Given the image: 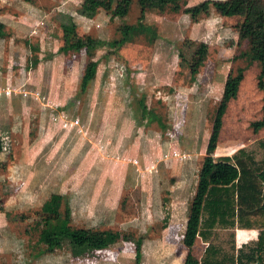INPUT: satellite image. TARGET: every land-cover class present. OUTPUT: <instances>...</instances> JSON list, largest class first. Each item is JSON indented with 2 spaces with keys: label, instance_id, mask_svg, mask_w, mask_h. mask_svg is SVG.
<instances>
[{
  "label": "rangeland",
  "instance_id": "obj_1",
  "mask_svg": "<svg viewBox=\"0 0 264 264\" xmlns=\"http://www.w3.org/2000/svg\"><path fill=\"white\" fill-rule=\"evenodd\" d=\"M117 1L103 0L89 15L85 0H0L1 14L20 4L35 18L22 24L34 23L25 58L0 48V76L11 84L0 87V264H136L137 254L139 264H182L184 245L166 239L165 212L178 204L184 216L192 202L229 73L242 80L215 154L255 149L264 138V128L251 127L262 116L260 63L239 38L240 18L204 9L209 0L147 6L143 19L132 0L119 18ZM123 25L136 28L119 43ZM68 30L104 41L93 50L96 75L84 93L86 52L60 51ZM52 193L65 197L58 215L68 212L72 227L110 231L112 241L48 249L36 222Z\"/></svg>",
  "mask_w": 264,
  "mask_h": 264
},
{
  "label": "trees",
  "instance_id": "obj_2",
  "mask_svg": "<svg viewBox=\"0 0 264 264\" xmlns=\"http://www.w3.org/2000/svg\"><path fill=\"white\" fill-rule=\"evenodd\" d=\"M132 0H118L113 15L123 17L128 13ZM177 0H138L140 19H143L147 6L162 8L175 4ZM212 7L222 16L238 17L239 38L248 41V54L252 60L260 63L258 87L263 93L262 116L251 123L254 132L264 128V0H209L202 7ZM103 0H85L82 11L92 14ZM135 25H123L122 43ZM4 32L0 30V35ZM60 51L84 50L88 57L80 82L84 93L96 73V61L93 50L104 41L88 37L82 39L74 30L63 34ZM116 43H111L112 45ZM242 74L229 73L214 117L206 153L199 170L196 192L188 208V219L183 244L188 249L183 264H264V138L256 141L257 148L241 147L232 155L214 156L222 125V115L227 103L235 97ZM148 119L149 110L143 106ZM153 117V116H152ZM1 150V147H0ZM66 200L59 193H52L37 213L38 237L47 240L48 249H54L62 243L77 248L91 249L94 246H106L112 241L110 231L98 232L92 229H79L70 225L68 212L62 218L59 209ZM67 203V202H66ZM58 215L55 222L48 219ZM236 228L258 229L255 242L235 248L234 234L229 233L232 244L229 249L223 247L221 233ZM197 237L208 243L203 255L198 258L192 253ZM231 241V240H230ZM92 243H98L91 245ZM139 248V245H138ZM139 255L136 264H139Z\"/></svg>",
  "mask_w": 264,
  "mask_h": 264
},
{
  "label": "crops",
  "instance_id": "obj_3",
  "mask_svg": "<svg viewBox=\"0 0 264 264\" xmlns=\"http://www.w3.org/2000/svg\"><path fill=\"white\" fill-rule=\"evenodd\" d=\"M1 6L3 7L5 5H1ZM12 6L13 5H11V6L7 5L6 7H8V8L5 10L6 13H4V14L0 13V23L5 25V27L4 28L2 27V29H1V31L4 32V33H3V35H0V48H1V46L9 47V49L10 48H15L17 50L16 53H15V56L19 57L22 60L23 58H25V56H27V52L28 51L26 50V48L27 47L29 48V45H30V42H31L30 38H29V35L32 33L31 29L34 28L33 27L34 23L29 27V29L27 28L28 26H24L22 24H23V22H27V21L28 22H34L35 18H33L32 15H29V14H32V13L28 12L29 13L28 14L27 12L21 11V10H24L23 5H20V4L17 5L16 4L13 8H12ZM6 7H3V8H6ZM9 11H11V12H9ZM29 11H30V9H29ZM2 12H3V10H2ZM36 14H38V12H36ZM28 30H29V35H27ZM40 33H42V31H40ZM30 36H32V35H30ZM40 37H41L40 40H42V43H40L39 44V48L36 49L37 52H38V50H42L43 49L42 46L44 44L43 43L44 39H43V36H40ZM37 59H38V57H37ZM36 61L37 60H35L34 62H36ZM38 63H40V61ZM83 64H84V67H85L86 63L83 62ZM83 72H84V68H83ZM8 75L9 74H2L0 76L1 77L0 87L1 86H5L6 84L11 86L10 80H9L10 78H8ZM95 75H96V73H95ZM23 76H24L23 78H20L21 80H25V79L29 78V77H27L28 74H26V73ZM30 77H34L36 82L39 81V77H37V75L34 74V73H30ZM37 78H38V80H37ZM94 78H95V76L93 77V79ZM92 80L90 81V83L92 82ZM90 83H89V85H90ZM89 85H88V87H89ZM8 91H9L8 94H4L6 96V98H8L9 95L12 94L10 89H8ZM216 149H217V147H216ZM216 149H215V151H216ZM235 151L236 150H234L232 153H224V154H222V153L221 154H215V152H214V154H215L214 156H216V157L226 156V155L230 156ZM183 156H184L183 158L187 157L186 154H183ZM183 158L179 157L180 160L183 159ZM198 175H199V172L197 174V180H196V183H195V187H194V189L192 191V194H195V192H196ZM190 203H191V200L188 201V203H187V205H186V207L184 209L185 210L184 216L181 215V213H180L181 212L180 211L181 208H180V206L178 204H175V205L171 204L172 207L168 208V210L165 212L166 216L164 217V222H165L164 225H166L167 227L164 226V227H166L164 232H165V236H166L167 240H172L173 241V240L176 239V240L181 242V245H184L183 244V238H184L185 228H186V224H187L188 208H189V204ZM164 208H166V206H164ZM229 233H233L234 234V239L233 240H234L235 248L237 249V248H239L241 246L245 247V246L250 245L253 242H255L257 240L259 230L255 229V228H252V229L236 228L234 230H225V231H223L221 233L222 243H223L222 245L226 249H229L230 245L232 244V239L229 238L230 237ZM207 245H208V243H204L201 240V238L197 237V239L195 241V244L192 247V253L194 254V256L200 258L203 255ZM196 248L198 250H200L199 251V255H196V253H195V251H196L195 249ZM184 250H185L184 252H186V255H187L188 249L186 248L185 245H184ZM186 255H185V258H186ZM185 258L182 260V264L184 263Z\"/></svg>",
  "mask_w": 264,
  "mask_h": 264
},
{
  "label": "built area",
  "instance_id": "obj_4",
  "mask_svg": "<svg viewBox=\"0 0 264 264\" xmlns=\"http://www.w3.org/2000/svg\"><path fill=\"white\" fill-rule=\"evenodd\" d=\"M6 94H8L9 93V91H7V92H5ZM1 94V93H0ZM136 162V161H135Z\"/></svg>",
  "mask_w": 264,
  "mask_h": 264
}]
</instances>
